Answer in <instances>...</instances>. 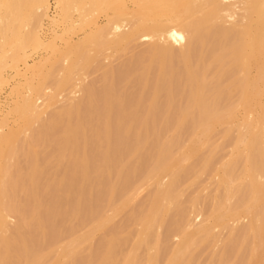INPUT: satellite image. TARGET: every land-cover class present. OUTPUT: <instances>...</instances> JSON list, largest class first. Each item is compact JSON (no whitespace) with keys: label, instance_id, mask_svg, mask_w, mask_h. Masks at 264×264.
Masks as SVG:
<instances>
[{"label":"bare ground","instance_id":"6f19581e","mask_svg":"<svg viewBox=\"0 0 264 264\" xmlns=\"http://www.w3.org/2000/svg\"><path fill=\"white\" fill-rule=\"evenodd\" d=\"M263 88L264 0H0V264H264Z\"/></svg>","mask_w":264,"mask_h":264},{"label":"rangeland","instance_id":"374dc122","mask_svg":"<svg viewBox=\"0 0 264 264\" xmlns=\"http://www.w3.org/2000/svg\"><path fill=\"white\" fill-rule=\"evenodd\" d=\"M226 1V0H225ZM53 12H54V5H53V1H51L50 2V8H49V15L51 16V15H53ZM96 20H97V22L99 23V25H103V24H105V19H104V17L102 16V15H99V16H97L96 17ZM122 27H123V25H121ZM144 28H147V27H149L150 26V23H144ZM47 26H45V33L47 32V28H46ZM120 30H122V29H120ZM62 32V30L61 31H59L58 33H61ZM172 33L174 34V35H177L178 33H177V31H172ZM44 35H48V33H46V34H44ZM68 38H69V40L71 41V42H75L76 40H77V38H78V34H71V35H69L68 36ZM151 41H152V39L150 38V37H144L143 38V40H142V44L141 45H138V46H136V47H134V48H129V49H127V50H124V51H117L116 53H114V56H112L111 55V51L109 52V51H107L106 52V54H104V55H108L109 56V54H110V56H111V58H108V56H107V58L106 59H104L103 57H100L99 58V60L97 61V63L94 65V66H92L88 71H87V73L85 74V77L84 78H82V77H80L79 78V80L81 81V82H84V83H90V82H95V81H97L98 80V78H99V76H100V74H101V72H102V66H106V65H108V62H109V60H110V63H111V66H113V67H117L119 64H120V62L124 59V58H128V57H133V58H137V57H139L142 53H143V50L146 48V46H148L150 43H151ZM55 45H56V47H58L59 49H62V46H63V44L61 43V42H59V41H56V43H55ZM48 54H44V53H42L41 54V58H43V57H45V56H47ZM103 55V56H104ZM38 56H40L39 54H36V55H34L32 58H34V59H36ZM109 56V57H110ZM105 57V56H104ZM109 59V60H108ZM107 61V62H106ZM104 63H107V64H104ZM109 63V64H110ZM104 64V65H103ZM9 74H12V73H10V72H8ZM250 76V77H249ZM248 77L249 78H251L252 77V74H250ZM7 90V91H6ZM7 93H8V89H4L3 91H2V93H0V104H1V106L2 105H5L2 101H4L5 99H6V96H7ZM6 94V95H5ZM263 94H264V88H263ZM80 95L79 94H75V95H70L69 93H67V92H62V93H60L59 95H58V97H56V101L58 102V103H55L54 104V106L51 108V106H48V107H46L45 108V111H46V114H44L43 115V117H46L47 115H50L51 113H52V109H55V108H59V107H61V106H63L64 105V103H65V99L66 98H68V97H75V98H78ZM262 99L264 100V95L262 96ZM261 99V100H262ZM262 100V101H263ZM5 102V101H4ZM60 103V104H59ZM38 104H40V103H38ZM241 109H239V111H240ZM238 111V112H239ZM239 114H244L243 112H239ZM248 116H250V113H246ZM2 118V113L0 112V119ZM240 118V116H238V119ZM7 122V121H6ZM8 123V122H7ZM11 123L9 122L8 124H6V127L4 128V130H7V129H9L10 127H11ZM224 126V125H223ZM223 126H221L220 125V127H218L217 126V130H219V128H220V130H221V128H223ZM224 127H226V126H224ZM233 135H235V133H233ZM217 139H219V137L218 136H215ZM216 138L214 139V140H216ZM220 140V139H219ZM218 140V141H219ZM218 141H216V142H218ZM228 142V141H227ZM227 142H226V144H225V147L226 146H228L227 145ZM225 147H224V149H225ZM228 149H229V147H227ZM40 149V148H39ZM47 150H48V148H46ZM43 152V150L42 149H40L39 150V152ZM49 151L50 150H48L46 153H49ZM225 151H227V149L225 150ZM176 157H178V155H175ZM226 158V157H225ZM5 160H6V157H5ZM4 160V161H5ZM7 163H12V161L11 162H8L7 161ZM206 176H207V174L204 176V174L201 176L202 178V180H204L205 179V183L202 181V180H200V182L202 183V186H204V188L200 185L199 187H198V183H197V186H195V185H193V188H192V185L190 186V187H187L186 189H184V190H186V191H182V194H183V196L186 194V193H189V194H192V195H196V194H198V195H204V194H206V188L209 186V183H207V182H209V179L207 178L206 179ZM204 177V178H203ZM208 180V181H207ZM187 182V181H186ZM185 182V183H186ZM185 183H183L184 185H185ZM206 184V185H205ZM195 186V187H194ZM183 187V186H182ZM185 187V186H184ZM190 188H192V189H190ZM210 189L212 188L211 186L209 187ZM190 189V190H189ZM199 189V190H198ZM201 189V190H200ZM206 191H204V190ZM197 192H196V191ZM192 191V192H191ZM204 191V192H203ZM208 191H210L209 189H208ZM198 192H200V193H198ZM185 193V194H184ZM202 193H204V194H202ZM207 194H208V192H207ZM144 195H145V193L143 192L140 196L141 197H139V200H141V198H143L144 197ZM191 195V196H192ZM183 196H180V198L182 197L183 198ZM185 196H190V195H185ZM185 196H184V198L183 199H181V200H185ZM188 197H186V199H187ZM136 202H138V199H137V201H135V203ZM132 206V205H131ZM131 208V207H130ZM130 208L129 209H126L127 211L126 212H128V210H130ZM125 212V210H124V213H123V211L121 212V213H123V214H125L126 213ZM120 213V214H121ZM120 214H118L119 216H121V217H123L122 215H120ZM118 216V217H119ZM250 216V214L249 215H247V217H249ZM117 217V216H116ZM116 217H114L115 218V220L116 219H118V217L116 218ZM120 217V218H121ZM113 218V219H114ZM119 218V219H120ZM119 219L118 220H116L115 221V224H117V223H119L121 220H122V218L120 219V221H119ZM193 218H192V216H191V220H192ZM244 219H240L239 221H238V224L239 225H241L243 222L245 223V221H246V219L243 221ZM114 221V220H113ZM202 221H204V219L201 217V218H199L197 221L195 220L194 222H193V226H192V228L193 227H195V228H198V227H200L201 226V223H202ZM241 222V223H240ZM114 223V222H113ZM109 228V230L111 229V227H108ZM106 229H107V227H106ZM105 229V231L103 230V232H102V234H105V233H107L109 230L107 229L106 230ZM84 231V230H83ZM82 231V232H83ZM80 232V231H79ZM78 232V233H79ZM81 233V232H80ZM79 233V234H80ZM225 233V234H224ZM221 234V236L220 237H222V238H224V236L226 235V231L224 232H221L220 233ZM219 234V235H220ZM228 232H227V235H226V238L228 239ZM235 236V235H234ZM238 236V235H237ZM97 237V236H96ZM95 237V238H96ZM231 238H233V237H231ZM225 239V238H224ZM227 239H225L224 240V242L226 241V243H227ZM133 240V238H131V240H129L130 242ZM228 240H230V239H228ZM179 241V239H177V238H175V237H173L172 238V241H171V244L172 245H175L177 242ZM226 243H223V245H225ZM248 247V246H247ZM247 247H246V251H248L247 250ZM216 248V247H215ZM205 249H207L205 246H201V247H199L197 250V255H199V260H200V263L202 264V263H204V261H206L207 260V258H208V253L207 252H205ZM200 250V251H199ZM204 250V251H203ZM205 252V253H204ZM241 254V253H240ZM204 256V257H203ZM210 257V256H209ZM199 263V264H200Z\"/></svg>","mask_w":264,"mask_h":264}]
</instances>
